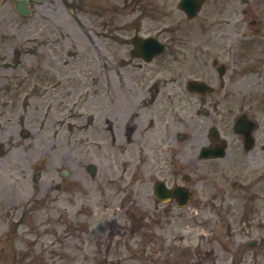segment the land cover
Wrapping results in <instances>:
<instances>
[{
    "label": "rangeland",
    "instance_id": "rangeland-1",
    "mask_svg": "<svg viewBox=\"0 0 264 264\" xmlns=\"http://www.w3.org/2000/svg\"><path fill=\"white\" fill-rule=\"evenodd\" d=\"M70 5L45 0L23 17L11 0L0 3V264H264V250L243 243L262 230L241 223L251 237L239 230L224 236L207 226V165L198 158L207 99L200 103L185 87L207 66L193 61L189 47L179 50L184 63L173 72L129 61L131 37L158 36L176 18L135 20L110 10L116 33L107 38L96 23L99 11ZM173 73L181 88H160ZM171 162L179 180L192 177L193 204L168 207L166 224L135 225L164 220L167 208L155 204L153 186L172 178L159 172ZM92 164L95 177L87 172ZM231 242L247 250L237 252Z\"/></svg>",
    "mask_w": 264,
    "mask_h": 264
},
{
    "label": "flooded vegetation",
    "instance_id": "flooded-vegetation-1",
    "mask_svg": "<svg viewBox=\"0 0 264 264\" xmlns=\"http://www.w3.org/2000/svg\"><path fill=\"white\" fill-rule=\"evenodd\" d=\"M120 1L114 0L110 8L100 5V0L93 1V11L100 12L94 14L103 37H115L116 17L108 15L110 10L119 16L134 12L158 19L187 17L181 7L183 0ZM101 12L105 19H100ZM190 20L198 21L189 28L190 37L180 25L159 30L158 37L163 35L167 42L165 54L154 60L175 71L174 65L184 63L177 58L179 50L189 47L193 61L207 65V75L194 77L207 82V149L224 147L226 155L207 159L206 189L211 187L210 178L220 177L223 183L218 196L207 192L206 203L221 210L224 221L216 225L225 235L235 226L240 236L251 237L241 223L251 230H262L263 235L248 241L260 254L264 250V0H204ZM175 175H179L178 170ZM231 178L234 186L228 189ZM177 184L181 183L173 180L169 187ZM168 204L178 205L176 200Z\"/></svg>",
    "mask_w": 264,
    "mask_h": 264
},
{
    "label": "water",
    "instance_id": "water-1",
    "mask_svg": "<svg viewBox=\"0 0 264 264\" xmlns=\"http://www.w3.org/2000/svg\"><path fill=\"white\" fill-rule=\"evenodd\" d=\"M16 4H17L18 10L27 13V8L24 5V1L16 2ZM137 44L139 45L138 48H140L142 46L144 48L148 47L149 50H153V49L157 48V42L153 39L143 40L142 42H137Z\"/></svg>",
    "mask_w": 264,
    "mask_h": 264
}]
</instances>
